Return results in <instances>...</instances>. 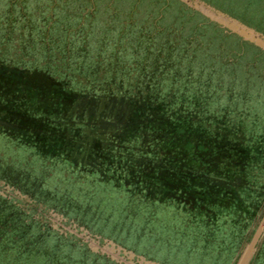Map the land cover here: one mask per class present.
Wrapping results in <instances>:
<instances>
[{
	"label": "trees",
	"instance_id": "1",
	"mask_svg": "<svg viewBox=\"0 0 264 264\" xmlns=\"http://www.w3.org/2000/svg\"><path fill=\"white\" fill-rule=\"evenodd\" d=\"M14 3L0 16V137L45 161L33 171L0 161V180L38 203L63 197L51 207L120 244L129 235L152 238L159 206L179 216L164 224V238L172 233L211 250L231 229L242 238L264 207L263 71L221 57L205 63L199 45L165 41L132 48V62L83 46L74 62L64 48L22 43L53 18L36 21L27 0ZM53 161L75 169V178L64 171L65 189L50 196L44 165ZM102 190L120 201L101 208L94 201ZM15 201L0 193V264H60L57 243L71 236ZM97 211L114 222L95 221ZM218 221L229 227L217 229Z\"/></svg>",
	"mask_w": 264,
	"mask_h": 264
},
{
	"label": "rangeland",
	"instance_id": "2",
	"mask_svg": "<svg viewBox=\"0 0 264 264\" xmlns=\"http://www.w3.org/2000/svg\"><path fill=\"white\" fill-rule=\"evenodd\" d=\"M14 1L0 0V16H4L6 11L10 10L7 5L15 4ZM27 4L29 16L36 21L42 16L53 19L49 20V26L31 32L34 37L32 40H24L22 43L26 42L29 47H40L45 43L44 45L49 48H64L63 57L74 60V62L75 52H78L83 46H94V49L101 47L108 50L109 54L112 51L127 62H132L135 57L130 51L132 48H150L155 44L162 45L168 42L178 46L199 45L205 63L214 64L218 57L234 59V61L244 64L246 67L244 69H253L255 74L262 70L264 74V55L256 52L250 45H244L238 37L228 36V31L175 0H27ZM88 12L93 13L90 15L91 19H88ZM12 13L14 16L19 14V11L12 9ZM42 32L45 33L44 40ZM19 42L17 41V43ZM124 47L129 51L127 52ZM249 71L252 76L253 71ZM29 149H24L18 143L0 137V161L8 163L10 160L14 166L33 171L35 166L42 164L41 161L45 160ZM44 168L49 177L47 189H44L48 190L50 196L58 189H65L63 187L65 183H62L60 176L64 171L67 172L66 176L75 178V169L70 172L69 166L66 167V165L55 163V161L45 164ZM65 168L67 169L64 170ZM66 179L68 177L64 178V180ZM86 179L87 182L89 178ZM72 181L75 182V179L70 182L73 183ZM89 187L96 188L97 186L89 184ZM82 188L83 193L88 190L87 187ZM90 192H92L91 189ZM103 192L96 193L97 199L94 201L102 203L101 208L108 210L116 205L115 202L120 201L114 190ZM0 193L9 199H16L15 202H18L23 208L30 209L42 223H46L58 233L73 236L70 237L73 240L57 243L60 264H109V262L112 264H239L264 214L263 207L260 217L253 222L239 240L238 233L234 232L235 228L231 229L233 234L228 233L227 235V232H224L222 238L224 235L225 237L219 248L211 250V245L202 241H196L195 246L191 242L188 244L189 239L179 242V238L174 239L172 233H168V236L164 238L163 234L166 232L164 224L173 221L179 222L176 220L179 216L175 215V210L163 212L160 209L162 207L159 206L155 217L153 216V225H149L155 228L152 238L145 239L144 236H139L134 239L129 235L124 237V243L120 244L104 234L93 232L81 222L76 221L73 215L67 216L51 207L53 204H59L63 197L48 205L38 203L31 201L27 195L3 180H0ZM54 196L58 198V194H54ZM63 200L65 199L63 198ZM72 201L74 203L75 200ZM144 211L143 208L141 213ZM107 213L108 211L106 213L97 211V220L95 221L113 223L115 218L106 221ZM87 218L90 221L96 219L95 217H84V219ZM142 222L144 223V220ZM142 222L138 221L140 225ZM220 222L217 223V229L229 227ZM123 224L130 226L128 220H125ZM139 233L145 234L143 230H140ZM93 253L100 258L97 259L98 257L92 255ZM247 264H264V232L258 238Z\"/></svg>",
	"mask_w": 264,
	"mask_h": 264
},
{
	"label": "water",
	"instance_id": "3",
	"mask_svg": "<svg viewBox=\"0 0 264 264\" xmlns=\"http://www.w3.org/2000/svg\"><path fill=\"white\" fill-rule=\"evenodd\" d=\"M201 14L239 39L264 50V0H175ZM254 48V47H253ZM264 232V214L239 264H247Z\"/></svg>",
	"mask_w": 264,
	"mask_h": 264
}]
</instances>
